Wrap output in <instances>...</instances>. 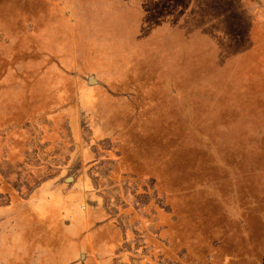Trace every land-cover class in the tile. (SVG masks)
Here are the masks:
<instances>
[{
    "label": "rangeland",
    "instance_id": "374dc122",
    "mask_svg": "<svg viewBox=\"0 0 264 264\" xmlns=\"http://www.w3.org/2000/svg\"><path fill=\"white\" fill-rule=\"evenodd\" d=\"M77 1L85 30L74 34L76 49L68 44L53 50L57 64H51L50 75L56 79L47 83L56 84V96L73 85L62 73L101 74L113 65L120 57L108 53L114 46L123 47L126 61L137 68L152 56L172 67L166 80L159 68L147 79L148 101L157 108L146 109L138 120L146 136L137 137L142 153L134 158L136 166L145 159L160 168L149 183L155 193L147 197L139 192L135 199L139 208L150 207L142 213L147 223L123 226L129 241L116 264H264V0H141L135 11L119 6L128 1L120 0L105 16L94 11L113 0ZM33 6L0 0L5 50L19 45L22 30H30L26 18L29 13L34 21ZM54 34L60 36V31ZM24 55L27 63L33 60L32 72L25 73L33 81L46 56L33 48ZM194 66L199 83L195 75L180 74ZM0 73L20 74L6 63ZM130 73L124 86L135 94L139 87L130 82ZM181 77L184 83L177 82ZM164 81L188 86L195 108H182L183 121L178 108L166 106ZM2 102L7 105L0 106V124L19 127L28 119L27 108H17L14 99ZM22 231L24 248H0V264H64L59 253L68 244L62 232L26 224Z\"/></svg>",
    "mask_w": 264,
    "mask_h": 264
},
{
    "label": "crops",
    "instance_id": "0c3cea01",
    "mask_svg": "<svg viewBox=\"0 0 264 264\" xmlns=\"http://www.w3.org/2000/svg\"><path fill=\"white\" fill-rule=\"evenodd\" d=\"M24 1L34 4L33 24L29 13L26 18L30 30L18 32V46L5 50L0 44V65L12 64L14 71L20 73H0V106L5 108L7 104L2 101L14 99L17 108H27L24 113L28 116L19 127L0 124V248L10 244L24 248L25 224L51 226L56 233L65 235L68 248H60L59 253L64 264L80 260L82 263L76 264H116L117 260L119 263L129 241L123 226L137 221L147 223L142 213L150 207L139 208L135 199L139 192L147 197L155 193L149 183L160 168L159 163L145 159L136 166L134 158L142 153V149L138 151L137 137L146 136L139 131L137 125L142 121L138 120L146 109L157 108L148 101L147 79L159 68L166 80L172 67L169 69L165 62L152 56L137 68L126 61L123 47L114 46L115 50L108 53L111 56L119 53L120 57L110 62L113 65L101 74L62 73V78L73 79V85L67 93L56 96V84L47 83L56 79L50 75L51 64L54 68L57 64L53 50L55 46L66 48L68 44L76 49L74 34L85 30L81 17L84 10L77 0ZM140 1L120 4V0H113L102 11L95 8L99 11L94 14L105 16L116 2L131 11L139 10ZM54 31H60V36H55ZM5 38L4 27L0 25V40ZM31 48L45 54L46 60L40 68L43 75L35 73L33 81H27L33 60L27 63L24 53ZM192 68L190 71V67H185L180 74L195 75V82L199 83L196 67ZM128 71H133L129 80L139 87L138 93H129L130 88L124 86ZM9 78L14 80L7 82ZM185 81L181 77L177 82ZM164 84L166 91L161 94L166 106L178 108L183 121L182 116H187L182 108H195L188 86L176 87L171 81ZM114 89L120 93L115 94Z\"/></svg>",
    "mask_w": 264,
    "mask_h": 264
},
{
    "label": "trees",
    "instance_id": "16d2710c",
    "mask_svg": "<svg viewBox=\"0 0 264 264\" xmlns=\"http://www.w3.org/2000/svg\"><path fill=\"white\" fill-rule=\"evenodd\" d=\"M244 189H246V186L244 185ZM245 195H246V192L244 191Z\"/></svg>",
    "mask_w": 264,
    "mask_h": 264
},
{
    "label": "flooded vegetation",
    "instance_id": "af4514ba",
    "mask_svg": "<svg viewBox=\"0 0 264 264\" xmlns=\"http://www.w3.org/2000/svg\"><path fill=\"white\" fill-rule=\"evenodd\" d=\"M162 195H163V193H162ZM80 261H81V260H80ZM80 261H79V262H80ZM82 261H83V260H82ZM82 261H81L80 263H82Z\"/></svg>",
    "mask_w": 264,
    "mask_h": 264
}]
</instances>
